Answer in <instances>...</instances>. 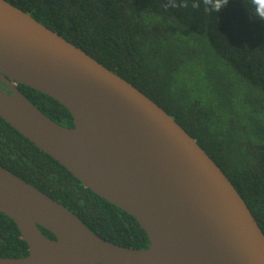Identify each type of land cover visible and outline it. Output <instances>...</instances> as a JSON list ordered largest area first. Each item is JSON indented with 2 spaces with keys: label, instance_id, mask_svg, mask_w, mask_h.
<instances>
[{
  "label": "water",
  "instance_id": "1",
  "mask_svg": "<svg viewBox=\"0 0 264 264\" xmlns=\"http://www.w3.org/2000/svg\"><path fill=\"white\" fill-rule=\"evenodd\" d=\"M0 82L9 90L0 89V118L132 216L148 239L141 249L104 241L0 166V213L28 250L0 264H264L260 227L196 141L130 83L5 0ZM17 84L61 104L73 127L42 114Z\"/></svg>",
  "mask_w": 264,
  "mask_h": 264
},
{
  "label": "trees",
  "instance_id": "2",
  "mask_svg": "<svg viewBox=\"0 0 264 264\" xmlns=\"http://www.w3.org/2000/svg\"><path fill=\"white\" fill-rule=\"evenodd\" d=\"M160 106L230 181L264 235V21L251 0L218 13L200 0H5ZM200 2V7H191ZM17 90L42 114L73 127L70 113L28 86ZM0 89L9 92L0 82ZM0 166L52 198L104 241L148 245L136 220L95 195L0 118ZM44 236H53L39 228ZM27 245L0 213V257Z\"/></svg>",
  "mask_w": 264,
  "mask_h": 264
},
{
  "label": "clouds",
  "instance_id": "3",
  "mask_svg": "<svg viewBox=\"0 0 264 264\" xmlns=\"http://www.w3.org/2000/svg\"><path fill=\"white\" fill-rule=\"evenodd\" d=\"M207 10L214 11L216 13L220 12L222 8L227 5L229 0H200ZM200 2L192 3L191 7L198 8L200 7ZM251 4L255 9V15L259 20L264 21V0H251ZM169 7H188V4L181 3L177 5L175 0H169Z\"/></svg>",
  "mask_w": 264,
  "mask_h": 264
},
{
  "label": "flooded vegetation",
  "instance_id": "4",
  "mask_svg": "<svg viewBox=\"0 0 264 264\" xmlns=\"http://www.w3.org/2000/svg\"><path fill=\"white\" fill-rule=\"evenodd\" d=\"M3 84V83H2Z\"/></svg>",
  "mask_w": 264,
  "mask_h": 264
}]
</instances>
